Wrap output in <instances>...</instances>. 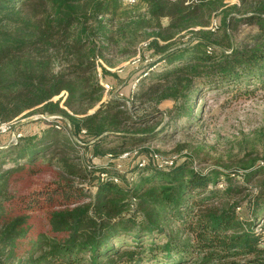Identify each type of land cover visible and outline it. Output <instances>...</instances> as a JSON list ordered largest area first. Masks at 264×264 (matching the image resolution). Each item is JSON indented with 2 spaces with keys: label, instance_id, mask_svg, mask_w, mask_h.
Masks as SVG:
<instances>
[{
  "label": "trees",
  "instance_id": "obj_1",
  "mask_svg": "<svg viewBox=\"0 0 264 264\" xmlns=\"http://www.w3.org/2000/svg\"><path fill=\"white\" fill-rule=\"evenodd\" d=\"M142 1L143 12L123 0H0V122H46L0 147V264H264V145L242 164L240 181L188 162L160 167L153 149L133 170L76 161L81 148L110 160L138 147L122 130L138 120L127 104L103 100L109 55L134 56L143 43L157 57L134 98L174 101L159 133L200 119L206 90L264 89V0ZM243 24L257 31L236 47L229 30ZM196 27L197 36L178 41ZM219 30L227 49L213 40ZM49 165L58 181L12 191Z\"/></svg>",
  "mask_w": 264,
  "mask_h": 264
},
{
  "label": "rangeland",
  "instance_id": "obj_2",
  "mask_svg": "<svg viewBox=\"0 0 264 264\" xmlns=\"http://www.w3.org/2000/svg\"><path fill=\"white\" fill-rule=\"evenodd\" d=\"M229 2L230 4L237 3L238 0ZM122 5L124 8L137 12L145 10L142 0H138L135 4L123 2ZM220 18V13L214 17L218 24ZM164 22L166 23L167 20ZM200 28L202 27L183 32L178 41L188 42L197 36ZM256 31V27L249 24L238 27L233 25L229 30L236 47L250 44ZM213 40L219 49L228 48L223 30L217 31ZM142 44L138 46L139 52L134 56L109 55L115 66L107 65V67L113 74L108 75L107 80L102 79L112 86L108 92L104 93L103 100L108 102L112 98H119L127 104L126 108L129 113L138 119L128 123L122 129L128 135L137 136L139 141L135 138L131 139L135 143L134 146H138L136 155L128 158L113 157L110 160L107 157L93 158L86 148H81L80 152L74 155L77 158L76 161L85 163L87 160L96 165L109 164L124 170H133L144 159L149 160V151L153 149L162 160L173 162L169 164L170 167L188 162L203 170L213 168L228 170L234 172L236 180H242V172H244L242 164L258 157L264 145V89H254L253 85L249 87L234 85L231 88L215 87L206 90L197 100L200 104L197 107L200 119L192 123L182 119L179 127L172 129L169 125L165 132L159 133L165 124H170L168 114L174 101L167 99L159 103L140 102L134 98L135 92L132 93V84L140 77L143 69L157 58ZM159 68H161L160 64L155 67L156 70ZM99 69L101 72V67ZM97 108L98 106L92 108L90 113ZM48 116L42 117L49 119ZM36 118L38 115L11 121V130L0 131V145L5 146L13 141V130H24L26 133L42 132L46 122L34 120ZM144 130L148 134L143 132ZM142 133L150 137L142 141L139 139L144 135ZM118 138L117 136L110 137L111 140H118ZM60 172L58 167L49 165L42 173L27 175L14 182L12 191L29 194L40 190L47 183L58 181ZM86 186L90 184L86 183ZM95 190V187L91 188L92 192ZM261 223L262 221L259 222Z\"/></svg>",
  "mask_w": 264,
  "mask_h": 264
},
{
  "label": "built area",
  "instance_id": "obj_3",
  "mask_svg": "<svg viewBox=\"0 0 264 264\" xmlns=\"http://www.w3.org/2000/svg\"><path fill=\"white\" fill-rule=\"evenodd\" d=\"M123 2L129 3V4H135L138 2V0H123ZM209 27L212 30H215L218 27L217 21L214 19L212 25ZM140 78L141 77H139L137 80H135V82L132 84V93L133 94L138 89V83L140 81ZM102 83L105 87V92H108L112 86L108 82L102 81ZM56 117H57L56 115H49L48 116L49 119H54ZM10 123L11 122H0V131L7 132V131L11 130L12 126L10 125ZM22 135H23V133L21 131L13 130V141L12 142L18 141V139L21 138ZM0 147H3V146L0 145ZM136 153H137V150L135 152L125 151L120 157L128 158V157H131L133 154H136ZM153 159L158 163V165L160 167H170L169 164L173 163V162H168V161L162 160L157 152H153ZM140 164L146 165L147 160L144 159L142 162H140ZM105 176H106V174L103 173V177H105ZM115 180L118 181L117 178Z\"/></svg>",
  "mask_w": 264,
  "mask_h": 264
}]
</instances>
